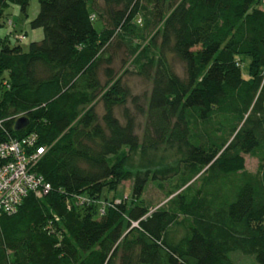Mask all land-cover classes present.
Here are the masks:
<instances>
[{"label": "trees", "instance_id": "obj_1", "mask_svg": "<svg viewBox=\"0 0 264 264\" xmlns=\"http://www.w3.org/2000/svg\"><path fill=\"white\" fill-rule=\"evenodd\" d=\"M12 3L26 12L29 0H0V26H13ZM39 6L41 40L25 50L26 32L0 35V143L37 135L53 190L0 214V264H241L234 252L264 264V0ZM123 45L121 69L133 70L119 75ZM134 71L152 82L142 97ZM164 148L173 165L132 169ZM131 179V198L105 195ZM167 180L170 199L153 210L144 193Z\"/></svg>", "mask_w": 264, "mask_h": 264}, {"label": "rangeland", "instance_id": "obj_2", "mask_svg": "<svg viewBox=\"0 0 264 264\" xmlns=\"http://www.w3.org/2000/svg\"><path fill=\"white\" fill-rule=\"evenodd\" d=\"M39 7H40L39 6V0H29V5L27 6V11L24 12L21 10L19 4H13L12 3L10 5V7L6 10V12H8L10 14V20H12L14 22V24H13V26H11V24H9V27H11V28H9L8 25L0 26V35L4 36L5 34H7V32L9 30H13V29H16L18 34L19 33L23 34L26 32L27 35H26L25 39L20 40V43L25 50H27L29 48V45L31 42L41 40L43 38V35H44L43 30L42 29H32L30 27V22L37 15V13L39 11ZM97 26H99L98 23H97ZM22 36L23 35L20 36V39H22ZM12 40L15 41V36H12ZM126 49H127L126 46L123 45L122 49L119 51L118 58L116 59V61L114 63V66L117 69H121L124 58L129 57ZM249 63H250V60H249V58H247L245 60V63L243 64V67H242L243 74L246 77L249 76ZM176 68L181 70L182 65L176 64ZM126 69L133 70L131 60L123 69L120 70L119 75H123L124 71ZM126 80L129 84V86L131 87V89L133 90L134 94H140L141 97L143 96V94L145 95L146 93H148L149 90L151 89V86H152V82L150 80H148L147 78H145L143 76L138 75L136 73V71L130 72L126 76ZM98 110H99L100 114L103 113V105L102 104L98 105ZM174 148H176V147H174ZM174 148H172V149H170V148L161 149L159 152H155L153 155H150L146 159H144L140 154H137V155H135V158L133 160L132 169L142 170V168L144 167L143 163L144 162L150 163V161H152V164H150L152 169L156 168L155 162H163L164 164H166V166L167 165H173L177 159L176 155H175V150H173ZM246 158H247V169L251 172L257 171L258 164H259L258 159L255 157H252L250 155H247ZM144 171H145V169L143 170V172ZM173 183L171 181L167 180V181L163 182L162 183L163 185L161 186V183L159 184L157 181H153V182L151 181L148 185L146 192L144 193V199L146 200V203L151 204L153 210H155L156 208H158L160 206L166 205L170 199V197H168L167 194L170 193V191H171L170 189L173 187L172 186ZM132 186H133V180L132 179L131 180H125L121 183L120 187L116 191H113V192L105 191V195L109 194L110 197L116 195L115 196L116 197L115 202L120 203L125 199L131 198ZM53 219H55V216H54V218L50 219L47 222V224L45 225V229L47 231H49L48 226L54 225ZM233 257L237 262H239L241 264H255L254 258H252L249 255H243L239 252H234Z\"/></svg>", "mask_w": 264, "mask_h": 264}, {"label": "built area", "instance_id": "obj_3", "mask_svg": "<svg viewBox=\"0 0 264 264\" xmlns=\"http://www.w3.org/2000/svg\"><path fill=\"white\" fill-rule=\"evenodd\" d=\"M37 140V135L29 134L0 143V214L16 213L30 194L43 197L53 190L52 184L37 171L46 152L45 146L38 145ZM75 199L80 204L93 202L85 195L75 196ZM101 205L104 214L106 203L103 201Z\"/></svg>", "mask_w": 264, "mask_h": 264}]
</instances>
